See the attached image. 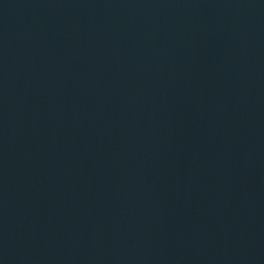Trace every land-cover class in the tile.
Segmentation results:
<instances>
[{"label":"water","instance_id":"obj_1","mask_svg":"<svg viewBox=\"0 0 264 264\" xmlns=\"http://www.w3.org/2000/svg\"><path fill=\"white\" fill-rule=\"evenodd\" d=\"M0 264H264V0H0Z\"/></svg>","mask_w":264,"mask_h":264}]
</instances>
